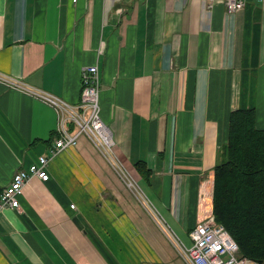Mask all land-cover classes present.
<instances>
[{"label": "crops", "instance_id": "0c3cea01", "mask_svg": "<svg viewBox=\"0 0 264 264\" xmlns=\"http://www.w3.org/2000/svg\"><path fill=\"white\" fill-rule=\"evenodd\" d=\"M92 64L116 154L159 207L81 135L52 158L49 179L32 177L19 207L0 211V264H187L169 253L157 212L190 238L213 214L231 112L255 107L264 129V0L233 12L222 0H0L1 72L77 105ZM64 127L77 130L0 80V190Z\"/></svg>", "mask_w": 264, "mask_h": 264}, {"label": "built area", "instance_id": "2783aa9c", "mask_svg": "<svg viewBox=\"0 0 264 264\" xmlns=\"http://www.w3.org/2000/svg\"><path fill=\"white\" fill-rule=\"evenodd\" d=\"M228 12L239 11L245 8L249 0H222ZM103 46L101 50L103 51ZM0 80L10 86L19 87L25 92L37 96L58 109L63 122L71 119L77 124V130L68 132L64 127L61 136L54 140L46 154L39 158V162L32 163L28 169H19L12 181L0 193V211L6 207L18 208L20 201L18 195L23 191L24 185L32 178L49 179L47 167L52 158L62 150L76 146L81 135H87L97 149L109 160L111 165L120 174L139 198H144L148 207L152 203L145 192L137 188L138 182L124 166L115 151V139L111 127L104 121L101 114V73L98 64L86 65L82 69V92L77 105H72L63 98L26 84L20 79L11 77L0 71ZM75 207V204H72ZM162 217L160 213L157 212ZM157 215V216H158ZM163 219V217H162ZM165 232L171 233L173 243L181 257L187 264H260L258 261L243 255L237 242L222 224H218L214 214L200 220L190 229L189 235L193 241L186 244L163 219L159 218Z\"/></svg>", "mask_w": 264, "mask_h": 264}, {"label": "trees", "instance_id": "16d2710c", "mask_svg": "<svg viewBox=\"0 0 264 264\" xmlns=\"http://www.w3.org/2000/svg\"><path fill=\"white\" fill-rule=\"evenodd\" d=\"M214 175L216 221L231 232L243 255L264 264V129L257 126L255 107L231 112L228 142Z\"/></svg>", "mask_w": 264, "mask_h": 264}, {"label": "rangeland", "instance_id": "374dc122", "mask_svg": "<svg viewBox=\"0 0 264 264\" xmlns=\"http://www.w3.org/2000/svg\"><path fill=\"white\" fill-rule=\"evenodd\" d=\"M111 165V164H110ZM113 167V166H112ZM114 168V167H113ZM115 169V168H114ZM113 170V169H112ZM128 170V169H127ZM114 171V170H113ZM129 171V170H128ZM115 172H116V169H115ZM130 172V171H129ZM138 184L139 185H137V188H139L140 190H141V188H142V190L148 195L149 194V198H152L153 200H154V198H153V196H152V194H151V192H150V189H149V186H148V184L146 183V181H144V180H139L138 181ZM123 186H127L128 188H129V186L127 185V183L126 182H124V184H123ZM131 189V188H130ZM141 199V202H142V204L145 206V207H148V205H147V203L145 202V200H144V198L142 197V198H140ZM139 199V200H140ZM155 201V200H154ZM155 203H156V201H155ZM156 205L158 206V204L156 203ZM159 207V206H158ZM160 213V212H159ZM162 213V212H161ZM160 213V214H161ZM158 217V216H157ZM160 217V219L162 220V223H163V219H162V217L161 216H159ZM159 220V218L157 219V221ZM158 224L160 225V226H162V229H163V231L161 230V232L169 239V237H168V235L166 234V232H165V229H164V227H163V225L161 224V222H160V220L158 221ZM170 225V224H169ZM171 226V225H170ZM177 233L182 237H180L184 242H186V244H188V245H191L192 244V240H191V238H189V237H187V235H183L180 231H178L177 230ZM190 236V235H189ZM170 242H171V240H170ZM171 244L175 247V249L177 250V248H176V246L174 245V243L173 242H171ZM173 247L172 248H170L169 249V253H175V254H177V252L179 253V251L177 250H175ZM178 257H180V256H178ZM162 261V260H161ZM162 262H164V263H162ZM161 263L162 264H166L167 262H165V261H162Z\"/></svg>", "mask_w": 264, "mask_h": 264}, {"label": "bare ground", "instance_id": "6f19581e", "mask_svg": "<svg viewBox=\"0 0 264 264\" xmlns=\"http://www.w3.org/2000/svg\"><path fill=\"white\" fill-rule=\"evenodd\" d=\"M1 191V190H0ZM19 195H21V194H19ZM151 208V207H150ZM216 220V219H215ZM217 222V221H216ZM218 223V222H217ZM198 224V223H197ZM196 224V225H197ZM218 224H221V223H218ZM195 225V226H196ZM223 225V224H222ZM194 226V227H195ZM223 226H225V225H223ZM226 228V227H225ZM227 229V228H226ZM228 230V229H227ZM189 231V230H188ZM228 232L230 233V235L232 236V234H231V232L228 230ZM168 234H169V236L171 237V239L173 240V236L171 235V233H169V232H167ZM232 238L234 239V237L232 236ZM235 240V239H234ZM236 241V240H235ZM237 242V241H236ZM237 244H238V242H237ZM238 246H239V244H238ZM239 248H240V246H239ZM245 256H247V255H245ZM248 257V256H247ZM250 258V257H249ZM252 259V258H251ZM255 260V259H254ZM257 261V260H256ZM259 262V261H258ZM260 263V262H259ZM261 264V263H260Z\"/></svg>", "mask_w": 264, "mask_h": 264}]
</instances>
